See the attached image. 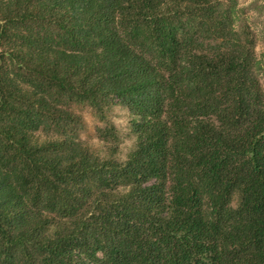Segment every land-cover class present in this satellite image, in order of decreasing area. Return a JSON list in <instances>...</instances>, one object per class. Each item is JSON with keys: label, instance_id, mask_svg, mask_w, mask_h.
I'll return each mask as SVG.
<instances>
[{"label": "trees", "instance_id": "1", "mask_svg": "<svg viewBox=\"0 0 264 264\" xmlns=\"http://www.w3.org/2000/svg\"><path fill=\"white\" fill-rule=\"evenodd\" d=\"M251 8L0 0V264H264ZM112 104L133 116L122 162L79 136L89 107L113 153Z\"/></svg>", "mask_w": 264, "mask_h": 264}, {"label": "rangeland", "instance_id": "2", "mask_svg": "<svg viewBox=\"0 0 264 264\" xmlns=\"http://www.w3.org/2000/svg\"><path fill=\"white\" fill-rule=\"evenodd\" d=\"M255 1L254 4L252 2ZM241 2L251 8L248 11L249 23L256 39V53L263 64L264 76V0H241ZM264 82V77H263ZM84 120V127L80 131V139L87 145L92 152L101 158H114L120 162L124 161L135 145V136L130 130L133 116L127 108L120 104L110 105L105 113L107 120L114 124L119 140L117 148L113 153L109 151V146L101 141L96 135V128L103 123L89 107L75 108Z\"/></svg>", "mask_w": 264, "mask_h": 264}]
</instances>
